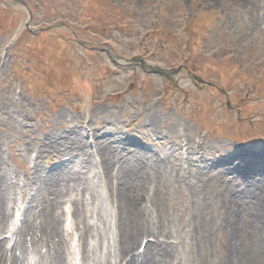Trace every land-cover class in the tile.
<instances>
[{
    "label": "rangeland",
    "instance_id": "rangeland-1",
    "mask_svg": "<svg viewBox=\"0 0 264 264\" xmlns=\"http://www.w3.org/2000/svg\"><path fill=\"white\" fill-rule=\"evenodd\" d=\"M7 251L264 264V0H0Z\"/></svg>",
    "mask_w": 264,
    "mask_h": 264
},
{
    "label": "bare ground",
    "instance_id": "bare-ground-1",
    "mask_svg": "<svg viewBox=\"0 0 264 264\" xmlns=\"http://www.w3.org/2000/svg\"><path fill=\"white\" fill-rule=\"evenodd\" d=\"M79 146H80V144H78V143H72V148H70V149H77V148H79ZM223 180H224V178H223ZM203 214H204V212L200 213V215H203ZM207 242H208L207 237L204 238L203 240H201V239L199 240L198 238L194 239V244H195V248H196L195 252L197 253L200 248H205ZM122 248H123L124 256H126L129 253V250H128L126 244L123 243ZM19 256L22 258L23 253L17 255V257H19ZM136 257H139V256H136ZM54 258H55V264H63L64 258L60 257V255H59V258H57V257H54ZM16 260L17 259L14 256H8L7 257V264H14V262L16 264L17 263ZM53 262H54V259H53ZM215 262L218 263V261H215Z\"/></svg>",
    "mask_w": 264,
    "mask_h": 264
}]
</instances>
